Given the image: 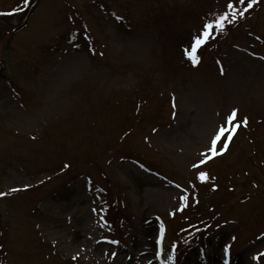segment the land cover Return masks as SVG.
<instances>
[{"label":"rangeland","instance_id":"1","mask_svg":"<svg viewBox=\"0 0 264 264\" xmlns=\"http://www.w3.org/2000/svg\"><path fill=\"white\" fill-rule=\"evenodd\" d=\"M23 2L0 0V264H160L158 224L165 264H264V0L198 65L228 0Z\"/></svg>","mask_w":264,"mask_h":264},{"label":"snow or ice","instance_id":"2","mask_svg":"<svg viewBox=\"0 0 264 264\" xmlns=\"http://www.w3.org/2000/svg\"><path fill=\"white\" fill-rule=\"evenodd\" d=\"M260 0H228L226 5V10L214 17L211 20L206 21L202 30L199 34L194 37L193 43L189 49H186V55L193 65H198L199 59V49L206 45L210 39H215L217 32L223 33L226 26L230 23H235L237 20L244 18L250 10L257 5ZM30 5V0H24L23 6L20 10H24ZM2 14V13H0ZM12 14V13H9ZM247 118H244L243 125L247 126ZM241 127V123L237 121V111H233L228 117L226 123L218 126L213 137L210 141V146L206 152L201 153L203 159L198 164H194V168H199L203 164L208 163L210 160L217 156L224 155L228 149L229 145L232 143L233 137L236 135L237 130ZM209 178L208 173L201 171L199 173L198 179L201 181H207ZM179 187V185H177ZM13 191H19V189H13ZM183 200H187V197H182ZM232 240L236 238L231 237ZM264 241V237L259 238ZM163 240V233L161 232V242ZM231 245H228L222 249V259L223 264H229L227 256L229 253ZM264 258V252H260L258 255L252 256L253 260L259 261Z\"/></svg>","mask_w":264,"mask_h":264}]
</instances>
